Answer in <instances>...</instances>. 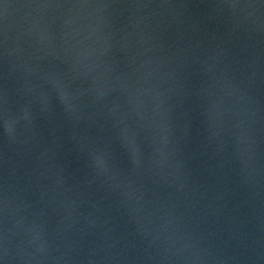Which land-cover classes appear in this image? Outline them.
<instances>
[{
  "label": "water",
  "instance_id": "1",
  "mask_svg": "<svg viewBox=\"0 0 264 264\" xmlns=\"http://www.w3.org/2000/svg\"><path fill=\"white\" fill-rule=\"evenodd\" d=\"M0 264H264V0H0Z\"/></svg>",
  "mask_w": 264,
  "mask_h": 264
}]
</instances>
